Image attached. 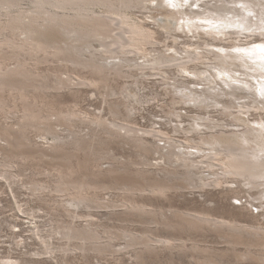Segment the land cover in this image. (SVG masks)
Wrapping results in <instances>:
<instances>
[{"label": "rangeland", "instance_id": "374dc122", "mask_svg": "<svg viewBox=\"0 0 264 264\" xmlns=\"http://www.w3.org/2000/svg\"><path fill=\"white\" fill-rule=\"evenodd\" d=\"M21 1L20 11H37L34 0ZM214 1L159 0L133 8V19L153 34L143 52L118 39L128 35L114 22L105 33L78 40L63 23L38 19L34 25L51 30L36 37L48 51L22 47L26 35L19 32L15 44H5L12 34L2 26L7 12L0 13V82L10 83L0 86V264H264V242L253 230L264 227V192L234 181L205 187L201 179L213 178L207 152L191 147L264 141V111L238 113L241 103L264 96V54L256 47L264 37L253 35V27L178 12H203L204 3ZM223 30L232 34H217ZM191 52L241 55L248 64L261 62L254 67L260 76L239 84L230 72L243 80L250 71L211 59L184 70L181 57ZM162 55L175 62L152 63ZM232 88L237 98L228 94ZM28 109L40 117L26 116ZM175 152L196 162L200 173L187 178ZM156 180L169 189L154 192ZM60 184L71 185L69 192ZM76 192L87 201L70 205ZM206 215L215 226L200 224ZM72 226L82 239L67 238Z\"/></svg>", "mask_w": 264, "mask_h": 264}, {"label": "bare ground", "instance_id": "6f19581e", "mask_svg": "<svg viewBox=\"0 0 264 264\" xmlns=\"http://www.w3.org/2000/svg\"><path fill=\"white\" fill-rule=\"evenodd\" d=\"M22 1H24V0H22ZM22 1H21V3H22ZM148 1H155L156 2V1H159V0H34L32 2L35 4V8H37V11L32 10V9H31V11L28 10V9H27L28 11H26V10L25 11H20L19 10V8H20L19 7L20 6V3H19L20 0H0V13H3V11H6L7 15L5 14V16L7 17V19H9L5 23H4V21L1 23L2 20H0V23H1V25L4 23L2 25L4 27L3 29H6L7 31L9 30L11 32V34H12L11 36H7L8 35L7 34L6 35L7 37L4 39L3 42L5 44H11V45L15 44V39L14 38L16 37V33L19 32L21 34H25L26 35V39H25L24 43H23V41L21 42V43H23L22 47L24 45V47H26L28 49H31V51L34 50L35 52L36 51H48L49 48H45L44 46H42L41 44L36 42V37L38 35H44L46 33L50 34L51 30L50 29L40 30V28H39L40 26L38 27L36 24L34 25V23H37L36 21L38 19H40V20L42 19L43 22H45V21L56 22V24H57V22L63 23L62 26L64 28L68 29L69 33H76L77 34V38H79L78 40H82V39H84L86 37H90V36H94V35H99V34L105 33V30H103V28H107L108 25L112 26V24H113L112 22H114V23H116V24H114V26L117 25L119 27L120 32H122V35H128L127 39L122 38V37H121V39H120V37L118 39L122 40V41L128 40V43L125 42L123 44H129V46L133 49V51L143 52L145 45L147 43H150V42L152 43L153 34H152V32L149 29L145 28L142 24H140L139 22H137V21H135L133 19V17L131 16V10H133V8H135L137 6L138 7L141 6V8L143 6L145 7V3L148 2ZM210 2H212V1H210ZM210 2L204 3V5H205L204 8L205 9H203V12H200L199 10L187 11L183 7H182L183 10L182 11H178V12L182 16H186V17H189L190 15H194V17H203V18H207V19L208 18L217 19L219 21L225 22L228 26L230 25L232 27L235 26L236 24L243 25L246 30L248 28L253 27V29H252V32L254 33L253 35L258 34L259 36L264 37V0H216V1H214L213 4H211ZM175 3H177V5L181 4V3H179V1L178 2L176 1ZM209 3L212 6L208 7ZM13 7H16V9L14 10ZM96 8H98V10H100V8H101L102 12L97 11ZM202 8L203 7H199V9H202ZM180 10H181V8H180ZM26 20H29V21L26 22ZM40 20L38 22H40ZM118 22L120 24H118ZM236 28L237 27H235V29ZM189 30H190V28H189ZM106 31H108V30H106ZM108 32L111 33L112 31L109 29ZM242 32L241 31H235L233 33L234 34H242ZM211 33H213V31L209 32V34H211ZM227 33L228 34L229 33L232 34V32L226 31V30L218 31L217 34H227ZM18 34H17V36H18ZM48 34H46V35H48ZM112 34H113V32H112ZM251 35L252 34H250V36ZM108 37H112V36L110 35ZM256 37H258V36H256ZM38 38H39V36H38ZM254 43H256V41ZM70 45H71L70 49H77L78 50L79 47H80V46L75 45V44H70ZM106 45H108V44H106ZM262 45L264 46V42L262 43ZM58 51H59V49L57 48L56 49V53ZM113 51L114 50H109L108 52H113ZM59 52H61V51H59ZM187 55L188 56H186L185 58L181 57V59L182 60L183 59L187 60V58H188L189 61L185 60V61H182V62L179 63V66H181L184 70L187 69V67H188L187 64L189 62H198V61H202L204 59L205 60L206 59H211L214 62H217L219 64H225L226 63V64L230 65L231 67L233 66V67H237V68H244L245 70L250 71V73L249 72L248 73L244 72L246 74V78L243 79V80L239 79L238 77L233 75V73L230 72V74H232L230 77L233 78L234 80H237L239 84L250 85L251 84V82H250L251 80L257 81L258 77L260 76V75H256L254 73V72H257V70H255L254 67L255 66H259V64L261 62L257 63V65H255V66L252 64L253 65L252 66L251 64H248L246 62V59L241 58V55H237V54L233 55L231 53L230 54H225V55L215 54V55H212V58H210V57L208 58L205 53H200V52H198V53H192L191 52V53H189ZM181 59H180V61H181ZM174 60L175 59H170V58H167V57L162 55V56H159L157 59L155 58L152 63L159 65V64L166 63V62L170 63L171 61L175 62ZM263 64L264 63H262V66L261 65L260 66H261V68L264 71V68H263L264 65ZM94 67L96 69H98L99 72L100 71H103V72L106 71V67L105 66L94 65ZM4 69H6V68H4ZM233 69L234 70H232V71H234V72H237V70H238V69L236 70L235 68H233ZM18 72H19V70H18ZM7 73H9V72H4L3 74H7ZM1 74H2V72H1ZM262 75H263V73H262ZM9 77L11 79L10 75H9ZM24 78H26V77H24ZM11 81L13 82V80H11ZM7 82H6V79L2 80V82H0V86H4V85H7V84H9V86H10V83L9 82L7 83ZM226 85H228L230 88L233 86V85L230 86L227 83H226ZM18 88H19V86L17 87V89ZM24 88H26V87H24ZM24 91H23V93L26 96L27 92L25 94ZM33 91H34V89H33ZM230 91L231 92H229L228 94L230 96H233L234 98H237L238 95H237V93H235V90L233 89V90H230ZM16 92H17V90H16ZM3 99H5V98H3ZM217 101L219 103H222L223 107L226 110H231V109L235 108V106L233 107L230 103H224L225 101L224 102L221 101V100H217ZM217 101H214V102H217ZM32 104H33V102H32ZM215 104H217V103H215ZM32 107H34V106H32ZM238 108H239V110H238L239 114H244L245 112H250L251 109H255V110H258V111H264V96H263L261 101H258L256 99H254L251 102H247V103H243V104L241 103ZM24 111H26V109ZM40 112L38 111V113H36V110L34 111L33 109H28L27 113H26V116H28L30 118H36L38 116L40 117V115H39ZM226 113H228V112H226ZM42 115H44V114L43 113L41 114V118H42ZM235 115H236V113H235ZM240 117H241V115H240ZM44 118H46V117H44ZM237 118L239 119V117H237ZM198 123L200 124V122H198ZM196 125H197V123H196ZM198 127H200V126H198ZM217 131H219V130H217ZM127 132L133 133V130H129ZM238 132H240V131H238ZM134 138L137 139V141H140V142L143 141L142 139L136 138L135 136H134ZM213 138L214 137H212V139ZM13 140H14V137H13ZM16 141H14V142H16ZM205 143H206V141H205ZM251 143L254 144V147H248V145L251 144ZM12 145H13V143H12ZM171 145L169 144L170 147H172ZM173 146H175V144H173ZM239 146L240 147H238V148H233L231 146L220 145V143H216V141L214 143H206V144H203V145L202 144L193 145V143H192V146H191L192 148L197 149L199 152H207V153H204V154H206V157H207V159L205 157L206 161H204V162L207 164V167L209 168V170L211 169L212 174H213V178H211V180H209V181H205V180L201 179V177H200L201 182L203 183L202 185H204L205 187L206 186H209V187H221L224 183H228V182L233 183V181H234L235 184L236 183L244 184V185L246 184L250 188H260L258 194H260L261 192H264V141L260 140V138H258V137H256V139H254V140H251L250 138H246L245 140H241V143H239ZM15 147L17 148V146H15ZM204 147H206V148H204ZM175 148H177V145H176ZM175 153H173V154H175ZM188 154H189V156L190 155L192 156V153H188ZM174 156L177 158L176 159L177 161L180 160L184 164L183 167L184 166L186 167L187 173H188L187 174V176H188L187 178H189L191 176H194L196 174L195 170H197V172L200 173L201 169L198 166H196V164H195L196 162H193V160H191L189 157L182 156V155H180L178 153H176ZM63 159H64V157H63ZM205 159H203V160H205ZM177 170H179V168L175 169L174 171L178 173ZM198 170H200V171H198ZM170 171H172V173H173V170H170ZM184 171H186V170H184ZM179 173L182 174L183 172L179 171ZM183 174H185V172ZM204 174H205V172H204ZM199 175H201V174H199ZM196 178H195V180H196ZM162 183L161 182L158 183L157 180H156V182H154L152 184L150 183V185L152 187V190L154 192H156V193H162V194L164 192H166L167 189H169V185L162 184ZM66 185L69 186V184H66ZM66 185H63V186L65 187ZM60 186L63 187L61 184H60ZM79 186H78V188H79ZM204 186H203V188H204ZM69 187H71V185ZM65 188L68 189L67 187H65ZM43 189L41 191H43ZM75 189L77 190L76 187H75ZM62 190L63 189L61 188V190H59V191H62ZM79 190H77V191L79 192ZM239 190H236V191H239ZM65 191H64V193H65ZM68 192H69V189H68ZM82 193H85V192L83 191ZM235 193H237V192H235ZM70 194L72 195V193H70ZM73 195H74V193H73ZM83 195L81 193H77L76 196L77 197L79 196V198L76 199V200H74L72 198L73 200H71L70 205L71 204H75V205L78 206V204H76V203H78L79 201H80L79 204L80 203L83 204L84 202H86L87 199H86V197H84L86 199L85 200L83 198ZM76 196L75 197L73 196V197L77 198ZM81 200H84L83 203H82ZM140 208H142V207H140ZM250 210H252V209H250ZM198 219L197 220L199 222L201 220L203 223H205V224L207 223L208 225H209V222L211 224L212 222L215 221L209 215L202 216V217H200ZM185 221L188 224V221L187 220H185ZM195 222H197V221H195ZM217 222H218V220H217ZM186 223H185V226H187ZM203 223L200 222V224H202V226L204 225ZM215 223H212V224L214 225ZM231 223L232 222H230L229 224H231ZM235 223L236 222H234V224ZM193 224L197 225V223H192V225ZM196 225L194 227H196ZM222 225H223V223H222ZM232 226H231V228L233 229V227H235V226H233V227ZM190 227H192V226H190ZM197 227H199V226H197ZM235 228H237V226ZM216 229H217V227H216ZM253 230H254V232H256L259 235L258 239L262 240L261 243L264 242V227L260 225L259 227H254ZM236 231H234V232H236ZM82 233H83L82 230L80 231V229H77V228L72 226V227H70L68 229V232L65 233V234H67V238H69V239L70 238L71 239H74V238L77 239L78 236L79 237L82 236L81 235ZM235 236L238 237V235H235ZM84 237L87 238L88 236L86 237V235H85ZM80 238L82 239L83 237H80ZM89 238H90V236H89ZM232 239H234V238L232 237ZM235 239H237V238L235 237ZM240 240L241 239H239V241ZM81 241H83V240H81ZM95 241H97V240H95ZM257 241H256V243L258 245ZM85 242L86 241H84V243ZM91 242H92V240H91ZM253 244L255 245V243L252 242L251 246H253ZM100 246H102V245H100ZM258 246H260V245H258ZM261 247H260V249L263 248V247L262 248ZM254 255H256V254L254 253ZM254 255L252 257H256ZM257 258H258V256H257ZM260 259H261V257H260ZM261 262H262V259H261ZM262 263H264V262H262Z\"/></svg>", "mask_w": 264, "mask_h": 264}, {"label": "snow or ice", "instance_id": "6c2138e0", "mask_svg": "<svg viewBox=\"0 0 264 264\" xmlns=\"http://www.w3.org/2000/svg\"><path fill=\"white\" fill-rule=\"evenodd\" d=\"M260 52L264 53V46L257 45L256 46Z\"/></svg>", "mask_w": 264, "mask_h": 264}]
</instances>
